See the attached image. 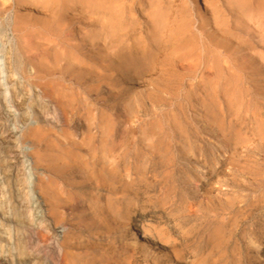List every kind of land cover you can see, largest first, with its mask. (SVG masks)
Masks as SVG:
<instances>
[{
    "label": "rangeland",
    "instance_id": "obj_1",
    "mask_svg": "<svg viewBox=\"0 0 264 264\" xmlns=\"http://www.w3.org/2000/svg\"><path fill=\"white\" fill-rule=\"evenodd\" d=\"M1 1L5 2L4 5ZM133 1H130L131 4ZM142 1L148 7L141 6ZM173 1L136 0L135 8L138 10L134 14L140 17L144 33L150 31L146 27V11L154 2H160L164 8L171 6L177 18L183 11L188 12V9L196 18L200 14L211 15L210 9L204 12L197 5L194 6V0ZM198 1L201 5L208 1L212 3V0ZM257 1L256 4L253 0V7L264 0ZM17 11L15 0H0L1 262L18 264L24 250L21 215L13 196L15 194L19 197L21 193L29 200L28 221L34 229L42 231L46 226H53L56 240L68 243L66 247L70 245L71 254L81 253V249H78L80 243L88 246V255L80 264H98L93 260L99 262V253L104 251L103 254L109 259L107 261L113 264H213L215 256L212 251L215 246L220 249V264H264V81L260 73L264 71V8L246 15L244 22L248 32L246 37L251 39L248 36H252L251 40L258 45V49H255L249 43L246 54L256 56L253 61L256 65L254 72L260 78L256 75L254 80L245 81L243 78L232 96L226 94L223 81L218 86L215 84L212 94L206 91V85L202 83L200 95L192 94L189 98L187 93L188 89L193 88V82L189 84L188 77L184 85L162 84L159 86L164 91L159 89L156 92L159 87L156 85V75L153 74L156 70L144 73L140 78L135 77L133 81L119 82L117 86H112L91 79L90 61L80 59L70 69H66L69 65L67 59L55 64V54L46 50V46L30 48L43 45L48 41L46 38L13 28ZM143 19L146 21L143 22ZM86 21L80 19L83 24ZM69 32L72 31L67 30L57 37L60 40L58 44L73 41L70 38L77 33ZM140 34L143 35L142 32ZM77 39H80V35ZM91 41L92 38H86L85 44L89 45V51L83 46L79 49L80 55L83 52L84 56L90 58L93 52H97L98 46L91 47L96 42ZM176 54L181 56L178 52ZM240 54L243 57V52ZM187 60L173 63H183L188 67L190 60ZM163 64L160 58L155 68H161ZM42 67L47 68L42 70ZM11 75L19 83V88L15 86L17 92L19 90L25 94L21 99L15 95ZM204 75L210 76V73L206 70ZM168 91H177L178 95L171 97ZM137 92L151 93V96L141 97L133 104L131 96ZM24 100H28L22 104L26 110L20 107V102ZM204 100L208 108L204 107ZM207 110L211 117L206 114ZM217 117H221L219 121H216ZM9 132L15 134V137L12 145L8 146ZM237 132L238 135H235ZM92 145L93 148L90 147ZM13 151L21 163L10 179L6 161L11 159L9 155ZM39 155H43L42 162L37 164L36 158ZM10 162L14 163L15 159ZM23 163L25 165L22 167ZM255 163L258 165L255 166ZM19 172L25 183L22 187L16 185ZM42 179L48 181L53 189L49 187L46 191L42 188L39 184ZM51 192L60 195L59 222L49 215L51 208L46 198ZM131 216L135 217L142 229L145 236L142 241L135 240L126 226ZM47 232L52 233L49 230ZM30 263L36 264H27Z\"/></svg>",
    "mask_w": 264,
    "mask_h": 264
},
{
    "label": "bare ground",
    "instance_id": "obj_2",
    "mask_svg": "<svg viewBox=\"0 0 264 264\" xmlns=\"http://www.w3.org/2000/svg\"><path fill=\"white\" fill-rule=\"evenodd\" d=\"M130 1H132V0H15V4H16V6L18 8V11H17V13H16L17 15L15 17L16 18L15 27H13V28L16 29L19 32L20 31H27V32H29V34L36 33V35H41L40 37L46 38L48 41L46 43H43V45L39 44L38 41H35L39 45H35V46L30 47V48L38 49L40 47L43 48L44 46H46V48H47L46 50H50V51L54 52V54H55V58H54L55 62L54 63L55 64L61 63L60 61H62L64 59L68 60L69 65H67V63H66V65H67L66 69H70L73 64H78V63H76V61L79 62L80 59L82 61H90L89 62L90 64L89 63H86V64H89L92 67V68H89L90 73H91V79L92 80H94V79L98 80V81H100L99 83L107 82V83H109L112 86H117L119 84V82L124 83V82H128V81H133V79L135 77L136 78H138V77L140 78V77H142V75L144 73H147V72H150V71L153 72V71L156 70V72L153 73V74L156 75V78H157L156 83L157 84L156 83H154V84H156L157 86H159V85L161 86L162 84H164V86H167V85H170V84H173V85H176V86L180 85V84L184 85L185 78L188 77V83L190 84V83L193 82L192 83L193 88L192 89H188V93L187 94H188V98H189L190 95H192V94L200 95L199 92H202V90H201L202 83H203L204 86L206 85L205 86L206 91L208 93L212 94L211 92L212 91L214 92L215 84H216V86H218V84L219 83L221 84L222 83L221 81H223L222 84L224 85V87L226 89V92H227L226 94L232 96L234 94L233 92L236 91V88H238L240 83H242L243 78H244L245 81L246 80H250V79L254 80V77L256 75V73L254 72V70L256 69L255 68L256 65L254 63L255 59H256V56H254V55L251 56L250 54H246V50L249 48V43L251 45H254L255 49H258V45L256 43H254L255 41L253 42L251 40L252 36H250V35L248 36V37H251V39L246 37V35H248V32H247V27H246L244 22L246 21L245 16L248 15L249 13H251L252 11L254 12L255 10H257V11L263 10V8H264V4L262 5V3L264 2L263 0H262L263 2L259 3V5H256L258 1L255 0L256 1V4H255L256 6H254V7H253V3H254L253 0H212L211 4L208 1V3H204V5H201V3L198 0H194V3H195L194 6L197 5L204 12L208 11L210 9V13H211L210 16L205 15V14H202V15L200 14L197 18L190 11V9H188V12L187 11H183L182 12L183 14L181 13L182 15H180L177 18V17L174 16V15H177V13L174 12V9H171V6L168 7V8H166V7L164 8L160 4V2H154L151 5V7L146 11L147 12V16H146L147 18L145 16H141V17L146 18L147 21H148L147 22L145 19H143V22L146 21V24L148 25L146 27L150 29V31H147V33L143 32L144 26L140 22V19H139L140 17L138 18L134 14V13H136L134 11L138 10V9L135 8L136 0H134L132 2L133 5L131 4ZM150 1H152V0H150ZM175 1H173V2H175ZM3 3H5V2H2V4ZM163 4H165V3H163ZM168 4H170V3H168ZM140 5L143 6V7L145 6V8L148 7V5H146V3H144L143 1L141 2ZM190 7L192 8L193 6H190ZM194 8H196V7H194ZM200 8H199V10H201ZM170 10L172 12H169ZM12 11H14V9ZM253 17H255V16H253ZM81 18L82 19L84 18V19L87 20L86 24H83V22L82 23L80 22ZM171 20H172V22H171ZM141 21H142V18H141ZM248 21H251V20L249 19ZM247 23H250V22H247ZM75 26H78V28L75 29ZM147 28H145V29H147ZM196 28L199 31V33H197L198 31L195 32ZM67 30L72 31V32H69V33H73V34L77 33V35L74 34V35L71 36V38L69 36L70 39H73L72 42H67L66 43L65 41H63L62 43L60 42L61 44L60 43L58 44V42L60 40L57 37H60L64 32L66 33ZM140 32H142L143 35H141ZM79 35H80V39H77V36L79 37ZM53 37H55V38H53ZM87 37L92 38V41L96 42L95 44L91 45L92 48L95 47V46H98L97 47V52L96 53L93 52L94 54L90 58H87L86 56H84L83 52L80 55V52H79V49H81V47H83V46H84L83 48L85 50L89 51V49H88L89 45L87 43L85 44V40H86ZM63 38H64V36H63ZM55 40L57 42L56 44H54ZM41 43H42V41H41ZM38 46H40V47H38ZM263 48H264V46H263ZM59 49H60V51H59ZM61 49H64L65 51L63 52ZM251 49H252V47H251ZM176 52L180 53L181 56L177 55ZM242 52L244 54L243 55L244 58L240 57V55H241L240 53H242ZM253 53H255V52H253ZM160 58H161V63H164V64L162 65L161 68H155L157 60H159V63H160ZM174 58H177V59L174 60ZM187 58H188V60H190V61L187 60L188 61V67L186 65H183V63H182V65L177 64V63H173L175 61H180L181 62L182 60H186ZM258 59H260V58H258ZM16 61H17V59H16ZM249 61H251V62H249ZM31 65H33V64H31ZM39 66H41V65H39ZM46 68L47 67H42V70H45ZM61 68H63V67L61 66ZM257 68H258V66H257ZM28 70L30 71L31 67L28 68ZM63 70H65V69H63ZM99 70H101V71H99ZM179 70H180V73H178ZM206 70L210 73V76H205L204 75ZM86 71H88V70H86ZM260 73L263 74L262 78H263V81H264V71L260 72ZM86 76H88V75H86ZM10 78H11L12 82L14 83V87L16 86L17 88H19L18 87L19 83L17 82L15 77L13 75H11ZM151 78H153V77H151ZM257 78H260V77L257 76ZM71 80H73V79H71ZM194 81H196V82H194ZM50 82H47V83H50ZM82 83H83V81H82ZM208 84H209V86H208ZM47 85H49V84H47ZM57 85H59V84H56V86ZM160 86L156 89V92L159 89L161 90V92L164 91L162 89L163 87H160ZM16 87L14 88L15 95H17V97L20 98V99H21V96L23 98L25 96V94L22 93V92H19V90L17 92V88ZM95 87H97V86H95ZM255 87H257V86H255ZM72 90H73V88H72ZM76 90H75V92H76ZM135 91H133V92H135ZM165 91H166V88H165ZM177 91H179V90H177ZM177 91H175V92L168 91L167 93L171 97H173V96L178 95ZM156 92H154V94ZM220 92H222V91H220ZM229 92H231V93H229ZM86 93H88V92H86ZM163 93H165V92H163ZM55 95H56V93H55ZM259 95H260V93H259ZM149 96H151V93L141 94V92L140 93L137 92V94H134L133 96H131V102L134 104V102L139 101V99L141 97L145 98V97H149ZM220 96H219V98H220ZM244 96H245V94H244ZM37 97L39 98V95H37ZM56 97H58V95L55 96V98ZM221 97H223V95ZM61 98H59V99L61 100ZM82 98H86V97H82ZM223 98L225 99V97H223ZM226 98H229V97H226ZM111 99H113V98H111ZM147 99H149V98H147ZM206 99H208V98H206ZM243 99H245V97ZM247 99H245V100H247ZM229 100H230V98H229ZM86 101H88V100H86ZM93 101H94V99H93ZM252 101H253V99H252ZM15 102H17V101H15ZM27 102H28V100H24L23 102H20V105H21L20 107H21L22 110H26V107H24L25 105H22V104H25ZM66 102H70V100L69 101L67 100ZM234 102H232V103L235 105ZM89 103L93 104L91 101ZM148 103H149V100H148ZM204 103H206L205 100H204ZM218 103H219V101H218ZM230 103H231V101H230ZM207 105L208 104L206 103V105L204 107L206 108ZM199 106L201 107V105H199ZM94 107H96V106H94ZM215 107H216V105L214 106V108ZM227 107H230V106H227ZM246 107H247V105H246ZM88 108H89V106H88ZM202 108H203V106H202ZM237 108H236V110H238ZM138 109H139V107H138ZM219 109H220V107H219ZM219 109H218V111H219ZM248 110H250V108ZM79 111H80V109H79ZM203 111H204V109H203ZM205 111H206V109H205ZM208 111L209 110H207L206 114H210L209 113L210 111L209 112ZM122 113H124V112H122ZM223 113H225V112H223ZM80 114H81V111H80ZM257 114L259 115V113H257ZM117 115H119V114H117ZM122 117H123V115H122ZM122 117L120 116V118H122ZM200 117L201 116H199L198 118H200ZM210 117H211V114H210ZM256 117H258V116H256ZM212 118H213V113H212ZM219 118H221V117H219ZM219 118L216 119V121H219ZM223 118L224 117H222V119ZM248 118H249V116H248ZM116 119H117V117H116ZM209 119L210 118L208 117V120ZM25 121H27V120L25 119ZM156 122H157V120H156ZM233 122H234V120H233ZM81 123H83V122L81 121ZM230 124H231V122H230ZM239 124H241V123H239ZM188 125H190V124H188ZM218 127H220V126H217V128ZM236 127H238V126H236ZM239 128H240V126H239ZM98 129H100V128H98ZM189 129H191V128H189ZM229 129H231V128H229ZM66 130H68V129H66ZM45 131H47V130H45ZM77 131H79V130H77ZM188 131H191V130H188ZM196 132H198V131H196ZM261 132H262V130H261ZM39 133H41V132H39ZM90 134H91V132H90ZM234 134L238 135V132L234 133ZM239 134H241V132ZM30 135L33 136V132H31ZM230 135H232V134L230 133ZM243 136L244 135H242V137ZM14 137H15V134H13L11 132H9L7 134V141L9 142V143H7L8 146L12 145V142H14ZM49 138H51V137H49ZM102 138L104 139V137H102ZM35 139L36 138H34V140ZM193 139H194V135H193ZM90 147L93 148V145L90 146ZM120 147H121V144H120ZM65 149H67V148H65ZM81 150H83V149H81ZM126 150H128V149H126ZM10 151H12V150H10ZM91 151H93V150H91ZM37 152H38V150H37ZM47 152H49V151H47ZM27 156H29V155H27ZM9 157L11 159H15L14 163L10 162L11 159L6 161L7 164H8L9 173H10V179H11L12 173L14 172V170H16L17 166L21 162H20V159L18 158L16 152H14V151L10 153ZM42 157H43V155L37 156V158H36L37 164H40L42 162L41 161ZM97 158H99V157H97ZM256 163H255V166L258 165ZM261 164H263V163H261ZM24 165L25 164L23 163L22 167ZM250 167H251V164H250ZM56 169H57V167H56ZM83 169H85V168H83ZM104 174H105V172H104ZM12 181L13 180H11V182ZM39 182H40L39 183L40 186L42 188H44L46 191H47V189L49 187H51V184L48 181L44 180V179H42ZM17 183L18 184H16V185H19L21 187H22V185L25 184L23 182V179L21 178L20 172L17 174ZM13 189H14V186H13ZM112 190H113V188H112ZM58 191H59V189H58ZM57 192L48 193V197L46 198L47 201L50 203V207L49 208H51V211L49 209V211H50L49 215L55 221L58 220V213L60 212L59 211L60 209L58 207V204H59V201H60V195ZM18 195H19V197H17L15 194L13 196H14V199H15V201L17 203V209H19V212H20V215H21L20 222H21V225L23 227V238H22V240H23V243H24V245L22 246L24 250L22 252L21 257L19 258L18 264H27L29 262H35L36 264H80V263H82L81 261L84 260L86 255H88V251L90 250V249H88V246L84 245L83 243H80L78 245V249H81V253H79L78 255L71 254V252L69 251L70 245L68 247H66V245H68V243H66L64 241H63V243H59L58 242L59 240L58 241L56 240V236H55L56 230H55V228L53 226H46L45 228L43 227L44 230H42V231H39V229L38 230L34 229L33 226H31V224L28 221L29 220L28 219V213L30 212L29 205H28L29 204V200L27 199L26 196L21 195V193H19ZM42 197H43V195H42ZM40 205H42V203ZM47 209H48V206H47ZM2 213H4V212H2ZM59 219H60V217H59ZM57 222H59V220ZM79 224H81V222ZM126 226L131 230V234H132V236H133V238L135 240L142 241V239L145 238V236L142 233V229L139 226V224L137 223V221H136L134 216L129 217V219L126 222ZM47 230H49V232L50 233L52 232V233L49 234L47 232ZM76 239H77V237H76ZM101 248H102V246H101ZM104 252H106V251H104ZM103 253L102 252L99 253V256H100L99 262L96 261V259L93 260V262L98 263V264H113V262L111 263V262L107 261L109 259L107 258L106 254H103ZM212 253H213V256H215L213 264H220L221 263L220 249L215 246L213 251H212ZM64 261H66V263H64ZM10 262H13V261L11 260ZM0 264H7V263H4L3 261L1 262V260H0ZM116 264H121V263L117 262Z\"/></svg>",
    "mask_w": 264,
    "mask_h": 264
}]
</instances>
